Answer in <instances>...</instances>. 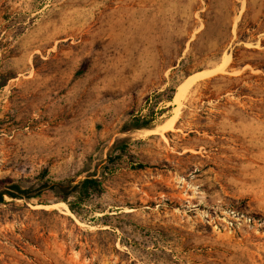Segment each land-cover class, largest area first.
<instances>
[{
	"label": "rangeland",
	"instance_id": "rangeland-1",
	"mask_svg": "<svg viewBox=\"0 0 264 264\" xmlns=\"http://www.w3.org/2000/svg\"><path fill=\"white\" fill-rule=\"evenodd\" d=\"M44 169L103 190L5 196L0 264H264V0H0V178Z\"/></svg>",
	"mask_w": 264,
	"mask_h": 264
},
{
	"label": "trees",
	"instance_id": "trees-1",
	"mask_svg": "<svg viewBox=\"0 0 264 264\" xmlns=\"http://www.w3.org/2000/svg\"><path fill=\"white\" fill-rule=\"evenodd\" d=\"M236 57V55H235ZM176 89L171 88V93L167 100L172 101ZM170 106H163L158 110H152L149 114H134L132 113L129 120L125 121L121 127V131L127 132L140 128H152L158 119L167 111ZM127 144L123 139L115 141L111 147L109 161L112 159V152L119 150L124 153ZM145 164H139L143 167ZM108 169V165L104 166ZM103 190L102 180L96 174H90L86 177L75 180L73 178L54 179L48 176V170L44 169L35 181H15L7 177L0 178V201L5 196L15 199H24L30 201L32 199H40L46 203L48 196H52L58 201H63L68 204L70 209L78 216L82 217L81 203L82 201L95 193H101Z\"/></svg>",
	"mask_w": 264,
	"mask_h": 264
},
{
	"label": "bare ground",
	"instance_id": "bare-ground-1",
	"mask_svg": "<svg viewBox=\"0 0 264 264\" xmlns=\"http://www.w3.org/2000/svg\"><path fill=\"white\" fill-rule=\"evenodd\" d=\"M219 66L220 65H218L216 67H213V68H209V69H205V70H200V71L194 72V73L190 74L189 76H187V78L177 87V91H176V93H175V95L173 97L172 102L179 103V105L181 106V104L183 103L182 101L189 94V92H188L189 91V88H191V86H193V84H195L196 82H198L200 80H203V79H205V78L213 75L214 73H216L217 70H218V68H219ZM175 108H177V110H178L179 106H177ZM176 116H177V114L173 115L171 119H168V120L164 121L159 126H161L162 128L163 127L166 128V126L168 127L169 125H171L172 123H174V121L176 119ZM34 123H36V122H34ZM65 206H67V205L65 204Z\"/></svg>",
	"mask_w": 264,
	"mask_h": 264
}]
</instances>
